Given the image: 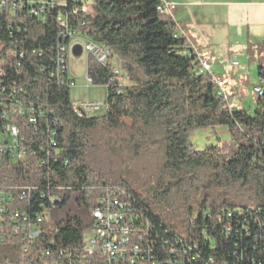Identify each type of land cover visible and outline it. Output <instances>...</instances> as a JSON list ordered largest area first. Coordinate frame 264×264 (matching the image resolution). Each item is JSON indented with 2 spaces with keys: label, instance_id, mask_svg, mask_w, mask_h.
<instances>
[{
  "label": "trees",
  "instance_id": "obj_1",
  "mask_svg": "<svg viewBox=\"0 0 264 264\" xmlns=\"http://www.w3.org/2000/svg\"><path fill=\"white\" fill-rule=\"evenodd\" d=\"M10 1L0 9V48L17 57L7 59L3 81L16 83L20 98L44 110L35 126L14 120L22 148L34 154L17 164L4 158L0 191L37 185L33 195L44 192L52 217L71 206L82 211L54 221L32 248H81L93 228L90 210L117 193L160 233L197 247L198 264H264V93L253 114L231 108L229 96L219 95L217 78L200 73L201 58L179 26L159 10L161 0H65L39 16L29 13L32 6L14 8L28 0ZM64 17L73 32L111 53L106 65L91 56L87 61L91 85L105 86L107 94V109L91 116H79L71 89L50 77ZM260 47L264 53V41ZM115 64L124 78L121 93L107 87ZM258 76L260 83L264 63ZM216 128H226L230 140L193 149V132ZM51 132L55 147L47 142ZM47 152L58 159L50 160V175L36 165ZM33 205L42 210L39 201ZM26 258L8 233L0 242V264Z\"/></svg>",
  "mask_w": 264,
  "mask_h": 264
},
{
  "label": "built area",
  "instance_id": "obj_2",
  "mask_svg": "<svg viewBox=\"0 0 264 264\" xmlns=\"http://www.w3.org/2000/svg\"><path fill=\"white\" fill-rule=\"evenodd\" d=\"M79 1V0H73ZM12 4L10 0H0V9ZM164 14L170 15L172 1L163 0ZM65 0H28L18 1L14 8L23 9L32 6L29 13L34 16L45 14L56 6H64ZM61 30L60 36L63 42L58 44L56 49V68L51 73V78L55 79L61 86L69 89L76 87V77L72 72L71 58L76 46L82 48V56L86 59V79L88 87L91 81L87 77V61L89 56L93 57L102 65H106L109 55L103 47L96 45L83 37L77 35L70 29L69 18L64 17L59 22ZM17 57L16 52H3L0 48V169L2 161L6 158L13 163L24 162L30 159L34 152L22 148L25 141L22 136L20 124L37 125L43 117L44 107L28 102L25 98H20L18 94H23L22 89H17V84L6 86L4 83L5 65L7 59ZM20 57H23L21 54ZM200 73L210 74L211 66L205 60H200ZM124 78L121 70L115 64L112 76L107 87H116L118 93L122 92ZM219 88V95L225 99L228 93L221 82L216 80ZM254 92L258 96L264 93V79L260 80ZM74 111L81 117L91 116L107 109L104 103L94 102L74 103ZM15 119L21 121L14 123ZM57 125L58 122H55ZM55 132L47 137L49 145L55 147ZM41 151H46L45 146H40ZM45 157V158H44ZM57 162L47 152L43 159H39L36 165L45 169L50 175V160ZM55 190L63 189L55 186ZM40 191L39 186L11 187L6 191H0V242H5L7 234L10 233L17 242L22 245L26 259L20 263L10 264H198L201 260L196 252L198 248L172 236L168 231L166 234L160 233L155 226L142 214L129 198L124 195L113 193L103 197L98 205L90 210L92 221V232L85 236L81 248L59 249L52 253L50 250H35L36 242L43 236L46 230L52 229L55 223L52 213L45 206V195L41 191L38 197L34 193ZM39 198V199H37ZM40 202L42 210L35 211L33 202ZM51 202L60 201L59 197H53ZM13 204H23L26 210L23 212L14 211ZM231 216V214H229ZM32 249L36 255L31 256ZM198 255V256H196ZM196 259V262H195ZM212 262V260H210Z\"/></svg>",
  "mask_w": 264,
  "mask_h": 264
},
{
  "label": "rangeland",
  "instance_id": "obj_3",
  "mask_svg": "<svg viewBox=\"0 0 264 264\" xmlns=\"http://www.w3.org/2000/svg\"><path fill=\"white\" fill-rule=\"evenodd\" d=\"M205 9L208 10V13L204 12L202 18L219 27V31L216 33L217 43L201 47L197 42L194 44L197 45V50L211 66V74L222 83L227 91L230 107L245 109L253 114L256 110L257 99L254 89L259 84L258 67L260 63H264V53L260 47L264 33H261L260 29L254 30L256 25L259 27L260 22V16L256 12L261 9L226 6H210ZM86 11L89 14L92 13L90 7H87ZM250 25L255 27H250ZM250 29L254 32L249 37L247 33ZM71 68L77 78L76 87L71 89L72 103H104L107 95L106 87L94 85L88 87L85 76V56H72ZM127 84L126 81L125 85ZM229 140L230 134L226 128L197 130L191 135V144L197 151H203L210 146ZM67 214L82 216V211L76 206H71L67 211L57 213L52 218L54 221H58Z\"/></svg>",
  "mask_w": 264,
  "mask_h": 264
},
{
  "label": "crops",
  "instance_id": "obj_4",
  "mask_svg": "<svg viewBox=\"0 0 264 264\" xmlns=\"http://www.w3.org/2000/svg\"><path fill=\"white\" fill-rule=\"evenodd\" d=\"M171 12L170 16L174 22L179 26L180 34L187 39V45L194 49L201 60H205L200 51L197 50V42L201 46H210L217 43L216 33L219 31V27L214 24L208 23V20L203 19L202 15L208 13L205 9L210 6H226L232 8H252L258 7L261 10H257V15L260 16L259 27L256 25H250L255 27L254 30L260 29L261 33H264V0H171ZM260 14V15H259ZM216 27V28H215ZM254 30L250 29L247 36H252ZM263 31V32H262ZM262 37V36H261ZM264 41V36L262 37ZM262 41V42H263ZM206 61V60H205ZM212 70V69H211Z\"/></svg>",
  "mask_w": 264,
  "mask_h": 264
},
{
  "label": "water",
  "instance_id": "obj_5",
  "mask_svg": "<svg viewBox=\"0 0 264 264\" xmlns=\"http://www.w3.org/2000/svg\"><path fill=\"white\" fill-rule=\"evenodd\" d=\"M73 55L76 57L82 56V48L80 46H76L73 50Z\"/></svg>",
  "mask_w": 264,
  "mask_h": 264
},
{
  "label": "bare ground",
  "instance_id": "obj_6",
  "mask_svg": "<svg viewBox=\"0 0 264 264\" xmlns=\"http://www.w3.org/2000/svg\"><path fill=\"white\" fill-rule=\"evenodd\" d=\"M162 1V6L159 8V10H162V12H164V4H163V0H161ZM105 51H106V54H108L109 55V57L111 56V53L109 52V51H107L106 49H105Z\"/></svg>",
  "mask_w": 264,
  "mask_h": 264
}]
</instances>
